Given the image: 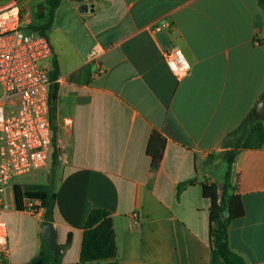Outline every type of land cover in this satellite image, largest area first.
<instances>
[{
	"label": "crops",
	"instance_id": "obj_1",
	"mask_svg": "<svg viewBox=\"0 0 264 264\" xmlns=\"http://www.w3.org/2000/svg\"><path fill=\"white\" fill-rule=\"evenodd\" d=\"M31 1L0 7L29 10ZM161 23L168 26L157 30ZM47 39L53 54L40 66L50 75L59 158L12 186L7 263L26 264L40 252L44 209L26 208L38 200H28L23 185L45 184L57 194L56 245L72 234L61 264H80L95 208L114 219L118 264H210L230 134L264 99L258 0H62ZM170 47L186 55L187 75L165 61ZM235 164L229 194L244 213L231 221L230 246L246 264H264V142L239 150Z\"/></svg>",
	"mask_w": 264,
	"mask_h": 264
},
{
	"label": "built area",
	"instance_id": "obj_2",
	"mask_svg": "<svg viewBox=\"0 0 264 264\" xmlns=\"http://www.w3.org/2000/svg\"><path fill=\"white\" fill-rule=\"evenodd\" d=\"M30 19L16 3L0 7V264H8L9 231L1 214L13 207L12 186L47 167L53 152L51 80L40 66L53 53L47 37L29 28ZM167 26L161 23L156 29ZM163 57L178 76L191 70L178 47L165 49ZM39 207V200L27 206L33 214Z\"/></svg>",
	"mask_w": 264,
	"mask_h": 264
},
{
	"label": "trees",
	"instance_id": "obj_3",
	"mask_svg": "<svg viewBox=\"0 0 264 264\" xmlns=\"http://www.w3.org/2000/svg\"><path fill=\"white\" fill-rule=\"evenodd\" d=\"M82 2L84 0H73ZM62 0H46L43 11H38V19H44L41 24L29 27L41 35L47 37V31L51 28L55 11ZM264 9V0H258ZM35 18V14L33 15ZM57 70V63L54 61ZM57 73V71H56ZM57 75V74H56ZM51 110V103H50ZM263 116L257 113L256 109L247 117L240 127L234 130L230 137H233V149L226 152V161L229 169L226 174V183L221 189L220 196L214 198L215 207L212 210V258L210 264H246L243 257L234 252L230 246L229 228L232 219L243 215L244 209L239 196L230 193L235 186L231 183L232 166L235 163V156L241 149L255 148L264 142V128L261 120ZM53 128V152L52 161L55 164L59 158L57 147V128L51 115ZM162 148L157 149L153 154V165L157 167L162 159ZM217 189V187H215ZM24 195L28 200H39L44 209V221H54V210L57 194L45 184H24ZM229 194V195H228ZM229 208L230 215L223 216V212ZM72 242V234L69 233L64 246L56 245L52 250L45 239H42V246L38 256L26 264H61L63 250ZM118 248L116 243V231L114 219L108 210L95 208L91 210L84 224L83 240L80 252V263L84 264H118Z\"/></svg>",
	"mask_w": 264,
	"mask_h": 264
},
{
	"label": "rangeland",
	"instance_id": "obj_4",
	"mask_svg": "<svg viewBox=\"0 0 264 264\" xmlns=\"http://www.w3.org/2000/svg\"><path fill=\"white\" fill-rule=\"evenodd\" d=\"M43 5H45V1L33 0L30 3L29 10H27L25 8H21L22 9V15H23V17L25 16V14L27 12L30 14V18L31 19H30V25H29V27H31L33 25L41 24L44 21V19H38L36 17L34 18V16H33L34 15V10L36 8H37V12L38 11H43V9H44L43 8ZM0 91H1V87H0ZM49 165L51 166V161H50V163L47 166L49 167ZM228 169H229L228 162L226 160H224L222 162V166H221V169H220L222 171V173H223V178L227 174ZM26 178H28V176L24 177L23 179H26ZM25 182H27V181L25 180ZM19 199L20 200L23 199V193L21 191L19 192ZM19 202H21V201H19ZM28 203L29 202H26V208L29 205ZM1 218L7 223L8 231H9V228H10V235H11V240H12V209H10L8 211H5V213L1 215ZM27 220H28V222H31L30 219L27 218ZM11 248H12V242H11L10 246L7 247V249L9 250Z\"/></svg>",
	"mask_w": 264,
	"mask_h": 264
},
{
	"label": "water",
	"instance_id": "obj_5",
	"mask_svg": "<svg viewBox=\"0 0 264 264\" xmlns=\"http://www.w3.org/2000/svg\"><path fill=\"white\" fill-rule=\"evenodd\" d=\"M85 10H88L91 8L90 5L88 4H83L81 6ZM35 17L38 18L39 14L37 13V8L34 10ZM257 112L259 114H264V99H261L258 104H257ZM238 175L236 172V164L234 163L232 166V171H231V183H234L237 181ZM230 215L229 208H227L223 212L224 217H228ZM43 231H42V237L48 242L50 248L54 250L56 248V230L54 227V224L50 221H43L42 224Z\"/></svg>",
	"mask_w": 264,
	"mask_h": 264
}]
</instances>
